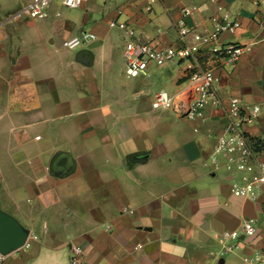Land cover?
<instances>
[{"label": "crops", "instance_id": "crops-1", "mask_svg": "<svg viewBox=\"0 0 264 264\" xmlns=\"http://www.w3.org/2000/svg\"><path fill=\"white\" fill-rule=\"evenodd\" d=\"M30 1L0 0V211L37 238L0 252V264H71L72 245L81 264H246L264 250V188L255 201L234 190L249 185L264 148L244 169L237 157L212 159L230 100L264 105V45L233 63L204 50L130 78L126 35L110 26L127 21L143 40L178 48L180 21L210 31L222 7L241 26L221 43L246 44L264 37V0H159L150 12L149 0H83L78 9L56 1L45 19L15 18ZM186 5L198 9L184 17ZM86 28L94 39L64 45ZM205 70L219 81L204 120L152 108L159 90L179 100L190 75ZM245 132L264 133V109ZM61 152L75 162L68 176L50 168ZM250 218L256 234L224 253L221 236Z\"/></svg>", "mask_w": 264, "mask_h": 264}, {"label": "built area", "instance_id": "built-area-1", "mask_svg": "<svg viewBox=\"0 0 264 264\" xmlns=\"http://www.w3.org/2000/svg\"><path fill=\"white\" fill-rule=\"evenodd\" d=\"M58 1L67 9H78L82 6L83 0H31L27 5L14 14L15 18H27L40 20L49 16L51 5ZM131 2L133 0H123ZM159 0H149L145 9L150 12L153 5ZM196 5H186L182 9L184 17H189L196 12ZM220 15L212 17L213 28L210 31H197L189 28L184 21L177 25L178 37L182 45L178 48H159L151 41L143 40L138 35L134 26L127 21H111V27L120 28L126 35L124 44L123 59L125 73L130 78L138 77L147 73L151 65L159 67L176 61H187L199 55L202 51L208 50L218 59H224L230 63L237 61L244 53L251 51L259 44L264 45L263 38H253L246 44L221 43V36L225 33L236 34L241 24L228 11L219 8ZM121 14V12H120ZM260 26L264 30V19L260 21ZM96 36L93 33H82L81 37H76L64 43L65 46L73 48L83 41H90ZM219 77L212 70L196 71L188 79L186 94L181 99L167 90L161 89L155 93L152 99V108L155 110H172L183 117L189 119L201 118L204 120V106L215 95V86ZM264 109L261 104H244L238 98H232L229 105V119L222 132L217 137L216 146L212 155L214 163H219L221 159L232 162L235 157L239 159L238 167L244 169L248 162L260 153L256 143H264V133L254 139L245 132V126L251 123L254 118ZM264 188V162L258 163L257 172L247 186L234 185L236 193L244 199L255 201ZM257 232L256 220L253 218L245 220L239 230L226 232L221 236L224 253H228L238 248V243L242 239H250ZM36 236L27 238L23 246L19 249H27L31 245V240ZM71 264H81L82 249L79 246H71ZM246 264H264V250H254L244 257Z\"/></svg>", "mask_w": 264, "mask_h": 264}, {"label": "water", "instance_id": "water-1", "mask_svg": "<svg viewBox=\"0 0 264 264\" xmlns=\"http://www.w3.org/2000/svg\"><path fill=\"white\" fill-rule=\"evenodd\" d=\"M61 152L51 161V171L56 173L60 169L63 175L68 176L75 169L74 160L68 159ZM27 239V233L23 231L19 223L11 216L0 211V252L6 254L9 251L19 250ZM243 239V237H242Z\"/></svg>", "mask_w": 264, "mask_h": 264}, {"label": "rangeland", "instance_id": "rangeland-1", "mask_svg": "<svg viewBox=\"0 0 264 264\" xmlns=\"http://www.w3.org/2000/svg\"><path fill=\"white\" fill-rule=\"evenodd\" d=\"M83 14H85V9H79V10H77L76 12H73V13H71V16H70V18H75V17H78V16H82ZM38 23V22H37ZM86 31L88 32L89 31V28H86ZM120 31H117V30H111V32H110V35H112V37H113V39L116 41V42H118V41H121V39H120V36H119V34L121 33H119ZM57 43H59V42H61V40H59V39H57V41H56ZM169 114V113H168ZM21 250H23V249H21ZM235 251H236V249H234ZM233 250V251H234ZM24 251V250H23Z\"/></svg>", "mask_w": 264, "mask_h": 264}, {"label": "trees", "instance_id": "trees-1", "mask_svg": "<svg viewBox=\"0 0 264 264\" xmlns=\"http://www.w3.org/2000/svg\"><path fill=\"white\" fill-rule=\"evenodd\" d=\"M255 146H256L257 150H260V149L264 148V143H262L260 145V142L258 141Z\"/></svg>", "mask_w": 264, "mask_h": 264}]
</instances>
